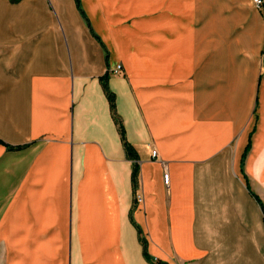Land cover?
<instances>
[{
    "label": "crops",
    "instance_id": "1",
    "mask_svg": "<svg viewBox=\"0 0 264 264\" xmlns=\"http://www.w3.org/2000/svg\"><path fill=\"white\" fill-rule=\"evenodd\" d=\"M263 52L264 0H0L7 262L264 264Z\"/></svg>",
    "mask_w": 264,
    "mask_h": 264
},
{
    "label": "trees",
    "instance_id": "2",
    "mask_svg": "<svg viewBox=\"0 0 264 264\" xmlns=\"http://www.w3.org/2000/svg\"><path fill=\"white\" fill-rule=\"evenodd\" d=\"M101 86L103 88V91L106 95V98L108 100L109 103V108H110V112H111V116L113 121L115 122V124L117 125L118 128V132L125 150V154L127 157L135 160L136 159V155L135 152L133 150V148L131 147V145L126 141L125 138V131L123 128V125L121 123L120 118L118 117L116 110H115V95L113 94V92H111L107 86V77L104 76L101 78ZM137 175H138V165L136 164V162L133 163V169H132V174H131V179H132V184H133V190L136 189L137 187ZM134 202L136 203V200L134 198ZM143 256L145 257V259L151 263V264H163L160 261L157 260H153V258H151L146 252L145 250H143Z\"/></svg>",
    "mask_w": 264,
    "mask_h": 264
},
{
    "label": "built area",
    "instance_id": "3",
    "mask_svg": "<svg viewBox=\"0 0 264 264\" xmlns=\"http://www.w3.org/2000/svg\"><path fill=\"white\" fill-rule=\"evenodd\" d=\"M253 4L256 6V7H260V5L262 4V0H252ZM263 65H264V52H263ZM120 69V66L117 67V71ZM152 157L155 158L156 157V151L153 150L152 153H151ZM169 182V174L166 170H164L163 172V183L165 185H167ZM138 201H140V198H138Z\"/></svg>",
    "mask_w": 264,
    "mask_h": 264
},
{
    "label": "rangeland",
    "instance_id": "4",
    "mask_svg": "<svg viewBox=\"0 0 264 264\" xmlns=\"http://www.w3.org/2000/svg\"><path fill=\"white\" fill-rule=\"evenodd\" d=\"M118 71H119V70H118ZM151 156H152V155H151ZM134 198H135V200H136V203H138V202H139V201H138V198H140L139 195H136ZM3 248H4L3 242L0 241V264H9V262H7L6 255L3 253V250H4ZM27 252H28V251H26L25 254L23 255V257H25L26 259L29 258V255L26 254ZM30 257H33V256L30 255ZM153 260H155V259H153Z\"/></svg>",
    "mask_w": 264,
    "mask_h": 264
}]
</instances>
